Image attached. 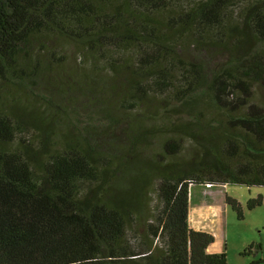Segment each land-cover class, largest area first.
Listing matches in <instances>:
<instances>
[{
    "label": "trees",
    "instance_id": "1",
    "mask_svg": "<svg viewBox=\"0 0 264 264\" xmlns=\"http://www.w3.org/2000/svg\"><path fill=\"white\" fill-rule=\"evenodd\" d=\"M40 39L75 43L116 97L71 109L43 85L76 63ZM185 47L226 59L209 73ZM115 103L126 127L100 145L89 119ZM229 183L264 185V0H0V264H228L189 208Z\"/></svg>",
    "mask_w": 264,
    "mask_h": 264
},
{
    "label": "rangeland",
    "instance_id": "2",
    "mask_svg": "<svg viewBox=\"0 0 264 264\" xmlns=\"http://www.w3.org/2000/svg\"><path fill=\"white\" fill-rule=\"evenodd\" d=\"M38 48L42 49L39 52L46 62L76 63L67 65L63 71H55L52 79L49 82H44L43 85L50 84L56 88L66 89V91L69 89L71 91L69 94L74 99L72 105H69L71 109L74 108L83 114L92 108L89 105L90 100L91 104L101 105L104 100L109 101L116 97L114 90L117 88V78L106 77L93 65L78 64L82 55L75 43L58 39H40L35 43L34 51ZM185 48L184 54L187 59L205 60L209 73L218 69L221 62L226 59V54H220L213 48L202 51L196 47ZM56 102L63 107L68 104L65 100ZM68 111L70 110L68 109ZM107 115L113 116L116 121H104L99 114L89 119L93 125L100 127L99 131H92L95 142L104 146V139L106 134L108 135L107 131L111 135L110 140L117 139V135L120 136L121 131L126 127L129 114L118 109L117 103H115L107 111ZM166 122L167 118H160L156 119L155 124L159 126ZM203 191L204 194H202ZM192 193L195 199L198 196L206 203L199 212L198 220H201L203 230L212 233L215 237V242L211 246L212 251H217L219 246L221 251L225 250L228 264H264V202L253 209L247 208V201L250 198L261 195L264 199V185L246 186L233 183L220 186L195 185L192 188ZM226 196L235 198L239 202L242 218L226 203ZM193 207L194 204H191V210ZM221 208L222 213L220 214ZM250 245H253L251 249Z\"/></svg>",
    "mask_w": 264,
    "mask_h": 264
},
{
    "label": "crops",
    "instance_id": "3",
    "mask_svg": "<svg viewBox=\"0 0 264 264\" xmlns=\"http://www.w3.org/2000/svg\"><path fill=\"white\" fill-rule=\"evenodd\" d=\"M202 194H204V191L202 192ZM201 199L202 198H200L198 196L195 199L194 195L192 193L191 194V199H190V208H189V223H190V226L195 228V229H199V230H203V228H204L202 223H201V220L200 221L198 220L199 212H200L202 206L204 207V205L206 204L204 202V200L203 199L201 200ZM191 204H194V207L192 208V210H191ZM218 210H219V208H218ZM219 213L220 214L222 213V208L219 211ZM216 214H218V212H216ZM212 244L208 247V251L209 252H221L220 246H219V249H218L219 251L218 250L217 251H212V249H211Z\"/></svg>",
    "mask_w": 264,
    "mask_h": 264
},
{
    "label": "built area",
    "instance_id": "4",
    "mask_svg": "<svg viewBox=\"0 0 264 264\" xmlns=\"http://www.w3.org/2000/svg\"><path fill=\"white\" fill-rule=\"evenodd\" d=\"M206 186H211L210 184H206Z\"/></svg>",
    "mask_w": 264,
    "mask_h": 264
}]
</instances>
